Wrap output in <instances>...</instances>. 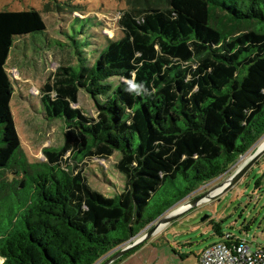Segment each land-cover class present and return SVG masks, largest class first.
<instances>
[{"label": "trees", "instance_id": "1", "mask_svg": "<svg viewBox=\"0 0 264 264\" xmlns=\"http://www.w3.org/2000/svg\"><path fill=\"white\" fill-rule=\"evenodd\" d=\"M53 3L44 8L80 11ZM126 4L121 36L104 46L93 47L94 17L71 19L81 23L69 27L83 35L74 41L80 64L59 66L39 89L45 118L64 123V142L39 164L21 152L5 65L16 42L46 24L35 9L0 10V264H95L149 226L144 211L167 180L191 181L189 195L264 135V0ZM79 90L95 118L72 106ZM114 153L125 186L107 197L81 164Z\"/></svg>", "mask_w": 264, "mask_h": 264}, {"label": "rangeland", "instance_id": "2", "mask_svg": "<svg viewBox=\"0 0 264 264\" xmlns=\"http://www.w3.org/2000/svg\"><path fill=\"white\" fill-rule=\"evenodd\" d=\"M53 1L0 0V10L35 9L41 13L46 24L45 31L19 39L5 65L15 89L10 107L20 137L21 152L29 164L46 162L47 157L43 151L60 148L64 142V123L61 119L45 118L39 89L59 66L80 64L76 55L78 46L74 41L83 39V35L76 34L69 27L71 23L75 31L79 32L81 23L71 22V19L94 17L91 32L101 39L93 47L104 46L106 37L114 40L121 36L118 22L122 12L127 9L126 0H58L71 1L79 5L80 11L56 13L51 10V6L48 10L44 8L48 2ZM64 29H69L67 36L62 34ZM72 106L90 118L96 117L95 104L84 90H79L78 102ZM255 149L247 152L243 160H238L219 179L207 183L205 187H198L189 195L185 192L193 188L191 181L173 183L167 180L153 194L144 211V217L153 221L140 236L173 209L224 183ZM70 156L71 153L66 154V158ZM118 160L119 155L114 153L107 159L94 158L81 164L88 184L104 196H114L124 189V177L115 167ZM204 216L208 218L202 222ZM215 227L220 229L223 237L217 236ZM226 235L246 241L252 250L264 248V154L229 189L211 201L198 204L182 215L173 217L144 244L114 264H196V256L204 248L219 242Z\"/></svg>", "mask_w": 264, "mask_h": 264}, {"label": "water", "instance_id": "3", "mask_svg": "<svg viewBox=\"0 0 264 264\" xmlns=\"http://www.w3.org/2000/svg\"><path fill=\"white\" fill-rule=\"evenodd\" d=\"M254 147H256V149L253 152V154H251L243 162V164L238 169H236L228 179H226L224 181V183H221V184L213 187L212 189L205 191L201 195L191 199L187 203L188 208H186L185 210H183L177 214H173V215H172L173 211H171L170 213H167L163 218L158 220L156 225H154L150 230L145 232V234H142L141 236L139 235V237L136 236L135 238L130 239L128 243L112 250L107 255H105L102 259L97 261L95 264H113L114 262H116L117 260L122 258L124 255H126L130 251L137 248L139 245L143 244L146 240H148L158 230V228L161 224H167L170 220H172L173 217H177V216L182 215L183 213L187 212L188 210L197 206L198 204L205 203L209 200L211 201L212 199L216 198L219 194H221L225 190L229 189L231 186H233L235 183H237L244 176V174L247 173L249 168L257 161V159H259L264 154V135L250 148V150H252ZM250 150L248 152H250ZM246 154H248V153H246ZM246 154L241 156L239 158V161L243 160L245 158ZM234 165H236V164H234ZM219 178H217V179H219ZM205 186H207V185H205ZM219 188H220V191L218 193H215V191ZM207 218H208V216H204L201 219V221L204 222Z\"/></svg>", "mask_w": 264, "mask_h": 264}, {"label": "built area", "instance_id": "4", "mask_svg": "<svg viewBox=\"0 0 264 264\" xmlns=\"http://www.w3.org/2000/svg\"><path fill=\"white\" fill-rule=\"evenodd\" d=\"M196 264H264V248L252 250L246 241L226 235L224 241L204 248Z\"/></svg>", "mask_w": 264, "mask_h": 264}, {"label": "bare ground", "instance_id": "5", "mask_svg": "<svg viewBox=\"0 0 264 264\" xmlns=\"http://www.w3.org/2000/svg\"><path fill=\"white\" fill-rule=\"evenodd\" d=\"M220 191V188L219 189H217L216 191H215V193H218ZM186 208H188V204H185V205H182V206H180V207H178V208H176V209H173L172 211V215L173 214H177V213H179L178 211H183V210H185ZM161 226H163V224H161L160 226H159V228L161 227ZM158 228V229H159Z\"/></svg>", "mask_w": 264, "mask_h": 264}, {"label": "crops", "instance_id": "6", "mask_svg": "<svg viewBox=\"0 0 264 264\" xmlns=\"http://www.w3.org/2000/svg\"><path fill=\"white\" fill-rule=\"evenodd\" d=\"M116 263V262H115ZM196 263H197V256H196Z\"/></svg>", "mask_w": 264, "mask_h": 264}, {"label": "flooded vegetation", "instance_id": "7", "mask_svg": "<svg viewBox=\"0 0 264 264\" xmlns=\"http://www.w3.org/2000/svg\"><path fill=\"white\" fill-rule=\"evenodd\" d=\"M197 196V195H196Z\"/></svg>", "mask_w": 264, "mask_h": 264}]
</instances>
